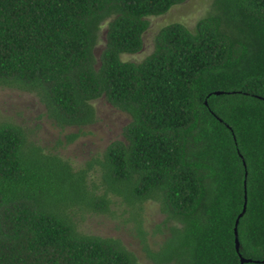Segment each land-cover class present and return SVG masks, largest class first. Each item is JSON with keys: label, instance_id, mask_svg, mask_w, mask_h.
<instances>
[{"label": "trees", "instance_id": "16d2710c", "mask_svg": "<svg viewBox=\"0 0 264 264\" xmlns=\"http://www.w3.org/2000/svg\"><path fill=\"white\" fill-rule=\"evenodd\" d=\"M183 1L0 0V86L34 93L60 129L93 123L99 97L129 116L78 167L0 121V264H138L79 222L124 215L142 233L148 200L168 229L158 250L142 238L154 264H264V0H212L121 59Z\"/></svg>", "mask_w": 264, "mask_h": 264}, {"label": "rangeland", "instance_id": "374dc122", "mask_svg": "<svg viewBox=\"0 0 264 264\" xmlns=\"http://www.w3.org/2000/svg\"><path fill=\"white\" fill-rule=\"evenodd\" d=\"M211 2L212 0H184L173 5L164 14L149 16V26L142 34V48L136 53H122L121 59L135 62L143 59L152 51L154 36L165 24L181 22L193 29L196 21L210 10ZM105 27L106 23H103L94 48L96 58L104 45ZM91 103L96 116L93 123L79 130L76 127L60 129L45 115L44 105L34 93L0 86V121L21 125L31 140L56 149L72 165L78 167L90 156L101 152L111 140L121 138L122 129L129 120L126 113L113 107L104 97L96 98ZM70 132H79V136L67 143L64 136ZM60 139L62 143L57 142ZM123 217L124 215L114 217L107 214H85L79 225L86 232L120 238L135 253L138 264H154L147 255L142 238H145L148 250L155 251L168 235L167 226L162 223L164 215L159 211L158 203L148 200L143 204L142 233L136 231L132 222L123 223Z\"/></svg>", "mask_w": 264, "mask_h": 264}, {"label": "water", "instance_id": "95a60500", "mask_svg": "<svg viewBox=\"0 0 264 264\" xmlns=\"http://www.w3.org/2000/svg\"><path fill=\"white\" fill-rule=\"evenodd\" d=\"M242 213V212H241ZM241 213H240V215H241ZM235 246H236V249L238 248V241H237V239L235 238ZM243 260H246V259H243V258H241V261H243Z\"/></svg>", "mask_w": 264, "mask_h": 264}]
</instances>
